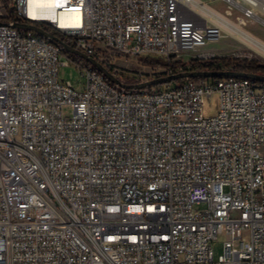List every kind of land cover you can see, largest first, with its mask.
I'll return each mask as SVG.
<instances>
[{
  "label": "built area",
  "instance_id": "built-area-1",
  "mask_svg": "<svg viewBox=\"0 0 264 264\" xmlns=\"http://www.w3.org/2000/svg\"><path fill=\"white\" fill-rule=\"evenodd\" d=\"M65 0L76 25L15 0L0 25V264H264V82L141 84L115 60L212 62L264 0ZM225 21V22H224ZM47 24L60 37L21 25ZM253 36V35H251ZM237 54L259 52L242 42ZM96 60L119 82L72 56ZM231 61V72L242 67ZM258 66L264 67L259 60ZM73 67L80 87L60 79ZM70 106L73 116L65 118ZM206 203L207 209L195 206ZM237 213V218L232 214ZM251 232L250 242L242 232ZM225 242L215 262L212 245Z\"/></svg>",
  "mask_w": 264,
  "mask_h": 264
},
{
  "label": "rangeland",
  "instance_id": "rangeland-1",
  "mask_svg": "<svg viewBox=\"0 0 264 264\" xmlns=\"http://www.w3.org/2000/svg\"><path fill=\"white\" fill-rule=\"evenodd\" d=\"M202 2H211L210 6L221 13H224L225 11V5L219 2H214L213 0H200ZM6 4L0 0V23H4L6 21L5 17L7 15L8 9H12L14 7L15 0H7ZM8 7V9H7ZM31 27H37L42 29L43 31L51 34L54 37H60V33L52 29L49 25L47 24H38V25H30ZM245 30L249 32L251 35H248L249 37H253L256 39L261 40L264 42V26L256 23V22H249L247 27H245ZM229 32V31H228ZM33 33L37 35V32ZM242 42H246V40L242 39H235L231 36H227L225 40H223L220 44H211L207 47V50H213L217 51L219 55V59H226L230 60H235L236 57H241L244 58V55L237 54L239 50L243 48ZM255 48V47H254ZM257 49V48H255ZM258 50V49H257ZM260 52V50H258ZM249 54H247V57L250 58L251 62L256 63L257 65L260 63L259 60L262 61V64L264 63V55L257 53V52H252L248 51ZM75 58L81 60L85 64H89L87 61L84 59L72 54ZM182 63L188 64L191 62V57L189 56H184L183 59L181 60ZM156 62L163 63V60L160 58H151V59H146V60H125L123 58L115 60V64L121 69V71L125 72L128 76H132L134 78V81H141L142 83H147L151 81H157V80H162L165 77V67H156ZM236 64L240 66H247L249 62L244 59H237L234 61ZM143 67V68H142ZM189 67V65H187ZM60 79L65 82H70L72 85H75L77 87L81 88V85H83L84 78L80 74L78 70H76L73 67L70 68H60ZM213 80V79H210ZM176 83H172L170 86H174ZM152 89V87H149ZM169 88V87H168ZM164 88V90L168 89ZM156 89L157 88H153ZM63 116L65 118H71L73 116V109L70 106H65L63 108ZM196 210L204 211L207 209V204L202 203L199 205L195 206ZM238 214L233 213L232 218H237ZM243 239L246 240V242H250L251 240V232L249 230H244L242 232ZM232 241L234 248L240 249V244L242 242L241 239L233 241L231 236L227 235H220L218 239L213 243L212 245V251H213V258L214 261L217 262L219 261L220 257L224 255L225 253V242Z\"/></svg>",
  "mask_w": 264,
  "mask_h": 264
},
{
  "label": "water",
  "instance_id": "water-1",
  "mask_svg": "<svg viewBox=\"0 0 264 264\" xmlns=\"http://www.w3.org/2000/svg\"><path fill=\"white\" fill-rule=\"evenodd\" d=\"M1 25V23H0ZM19 27L23 28H28L33 30L34 32H37L39 34H43L45 36L53 37L51 34L43 31L40 28L37 27H31V26H26V25H21ZM67 50L84 59L87 61L89 64L95 66L98 68V70L105 75L110 81L113 83L119 84L118 80L107 70L105 69L101 64H99L96 60L88 57L87 55L74 50L73 48L67 46ZM228 77H234V78H246V79H253L257 81L264 82V77L263 76H257L249 73H244V72H184V73H178V74H173L170 75L162 80H157V81H151L147 83H142V84H137V85H132V86H126L129 89H146L149 87H156V86H161L164 84H172L173 82H176L178 80L182 79H223V78H228Z\"/></svg>",
  "mask_w": 264,
  "mask_h": 264
},
{
  "label": "bare ground",
  "instance_id": "bare-ground-1",
  "mask_svg": "<svg viewBox=\"0 0 264 264\" xmlns=\"http://www.w3.org/2000/svg\"><path fill=\"white\" fill-rule=\"evenodd\" d=\"M65 0H30L31 16L35 20L59 21L60 26H75V13L68 11ZM225 22V21H224ZM228 27L229 35L235 39L249 41L255 48L264 55V42L259 39L249 37L244 31L235 29L232 25L225 23ZM256 49V50H257Z\"/></svg>",
  "mask_w": 264,
  "mask_h": 264
},
{
  "label": "trees",
  "instance_id": "trees-1",
  "mask_svg": "<svg viewBox=\"0 0 264 264\" xmlns=\"http://www.w3.org/2000/svg\"><path fill=\"white\" fill-rule=\"evenodd\" d=\"M6 6L7 0H2ZM8 8V7H7ZM189 65V67H187ZM156 67H166L165 64L156 62ZM171 69L173 71V74H178V73H184V72H231V62L230 60L226 59H217L212 62H199L197 60H193L188 64H184L181 62H177L171 66ZM238 72H244V73H249L257 76H263L264 77V67L258 66L256 63L251 62L247 66H242L237 69ZM165 77H168L165 75ZM189 80H195V79H182L178 80L173 83L181 82V81H189ZM171 84H164L161 86H156L152 87L157 88V90H164V88L170 87ZM156 90V89H155Z\"/></svg>",
  "mask_w": 264,
  "mask_h": 264
},
{
  "label": "crops",
  "instance_id": "crops-1",
  "mask_svg": "<svg viewBox=\"0 0 264 264\" xmlns=\"http://www.w3.org/2000/svg\"><path fill=\"white\" fill-rule=\"evenodd\" d=\"M143 68V67H142Z\"/></svg>",
  "mask_w": 264,
  "mask_h": 264
}]
</instances>
